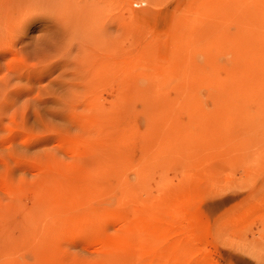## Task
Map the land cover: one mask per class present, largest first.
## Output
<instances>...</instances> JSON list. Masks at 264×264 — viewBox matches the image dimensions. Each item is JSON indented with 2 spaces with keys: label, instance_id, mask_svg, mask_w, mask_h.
I'll return each instance as SVG.
<instances>
[{
  "label": "rangeland",
  "instance_id": "rangeland-1",
  "mask_svg": "<svg viewBox=\"0 0 264 264\" xmlns=\"http://www.w3.org/2000/svg\"><path fill=\"white\" fill-rule=\"evenodd\" d=\"M202 1L0 0V264H264V0Z\"/></svg>",
  "mask_w": 264,
  "mask_h": 264
},
{
  "label": "bare ground",
  "instance_id": "bare-ground-1",
  "mask_svg": "<svg viewBox=\"0 0 264 264\" xmlns=\"http://www.w3.org/2000/svg\"><path fill=\"white\" fill-rule=\"evenodd\" d=\"M199 1V0H198ZM207 1V0H206ZM231 1V0H230ZM247 1H249V0H247ZM208 2V1H207ZM232 2H236L235 0L234 1H232ZM237 2H238V0H237ZM240 2H241V0H240ZM201 3H203V1L201 0ZM212 3V2H211ZM222 3V2H221ZM233 3V4H234ZM245 4H246V2H244ZM243 3V4H244ZM261 4V3H260ZM219 5V4H218ZM223 5V4H222ZM236 5V4H235ZM239 5H240V3H239ZM221 6V5H220ZM241 6V5H240ZM245 6V5H244ZM244 6H243V8H244ZM247 6V5H246ZM245 6V7H246ZM214 8V7H213ZM218 8H219V6H218ZM256 8H257V6H256ZM260 8V7H259ZM210 9V8H209ZM241 8H239V10H240ZM248 10V9H247ZM258 10V9H257ZM241 11H243V10H241ZM261 11V10H260ZM262 12H264V11H262ZM223 15V14H222ZM225 15V17L227 16L226 14H224ZM229 15V14H228ZM230 15H231V13H230ZM247 15V14H246ZM240 17V16H239ZM258 17V16H257ZM256 17V18H257ZM228 18H230L231 19V16H229ZM236 19V18H235ZM255 19V18H254ZM249 20V19H248ZM229 21V20H228ZM250 22V21H249ZM253 24V23H252ZM245 25V24H244ZM249 25H251V24H249ZM248 26V25H247ZM253 26V25H252ZM221 28V27H220ZM252 29V28H251ZM219 30H221V29H219ZM242 30V29H241ZM241 30H239L240 32L239 33H241ZM244 30V29H243ZM242 30V31H243ZM212 31V30H211ZM223 31V35H222V37H221V39H220V41H219V43H221V45H220V47H223L224 48V50H226L227 52H228V54H229V52L230 53H232V55H233V57H232V59L233 60H236L237 62H244L245 61V56H244V54H245V47H246V40H245V36H246V34H243V35H240V34H237V35H235L234 34V32L236 33V31H238V30H235V31H233V34H228V31L227 30H222ZM207 32V31H206ZM213 33H214V31H212ZM211 32V33H212ZM210 32H209V34H211ZM212 33V34H213ZM218 33H219V31H218ZM238 33V32H237ZM243 33H245V32H243ZM205 34V33H204ZM195 36V35H194ZM218 36H219V34H218ZM256 36V35H255ZM198 37V36H197ZM209 37H211V35L209 36ZM251 38V37H250ZM257 38V37H256ZM193 39V38H192ZM213 39H215V38H213ZM252 39V38H251ZM191 40V39H190ZM205 41H207L208 42V40L207 39H204ZM211 40V39H210ZM222 40V41H221ZM247 40H249V39H247ZM199 43V42H198ZM202 43V42H201ZM219 43H216V44H214V45H219ZM249 44V42L247 43V45ZM213 44H211V47L212 46H214ZM250 45V44H249ZM254 45H255V43H254ZM195 46H197V45H195ZM256 47V46H255ZM250 48H252V46L250 47ZM258 48V47H257ZM254 49V48H253ZM252 51V50H251ZM259 51H260V48H259ZM256 52H258V51H256ZM248 53V52H247ZM253 53V52H252ZM252 53H251V55H252ZM227 54V53H226ZM249 54V53H248ZM250 55V56H251ZM256 54H254V56H255ZM262 55V54H261ZM188 56V55H187ZM225 57H228V56H226L225 55ZM253 57V56H252ZM257 57V56H256ZM255 57V58H256ZM259 57V56H258ZM200 58V57H199ZM223 58V57H222ZM229 58V57H228ZM252 59V58H251ZM257 59V58H256ZM255 59V60H256ZM198 60V59H197ZM212 60V59H211ZM215 60V59H214ZM224 60V59H223ZM213 61V60H212ZM225 61V60H224ZM231 61V60H230ZM198 62V61H197ZM223 62V61H222ZM236 62V63H237ZM154 63V62H153ZM211 63V62H210ZM217 63V62H216ZM227 63V62H226ZM230 63V62H229ZM256 63V62H255ZM257 63H259L258 61H257ZM253 64V63H252ZM207 65V64H206ZM232 65V64H231ZM177 66V65H176ZM136 67V66H135ZM233 68V67H232ZM208 69V68H207ZM235 69V68H234ZM250 69V68H249ZM231 70V69H230ZM237 71V70H236ZM245 71V70H244ZM250 71V70H249ZM251 73V72H250ZM258 73V72H257ZM209 75V74H208ZM210 76V75H209ZM211 76H212V74H211ZM218 76V75H217ZM232 76V75H231ZM213 78L212 79H214V77L215 76H212ZM105 79V78H104ZM211 79V78H210ZM211 79V80H212ZM103 80V79H102ZM230 82V81H229ZM251 86V85H250ZM100 87V86H99ZM251 90V89H250ZM91 92V91H90ZM101 94V93H100ZM199 95V94H198ZM99 96H102V95H99ZM156 96H158V95H156ZM152 98V97H151ZM123 99V98H122ZM152 100V99H151ZM102 101V100H101ZM114 101V100H113ZM109 102V101H108ZM111 103V102H110ZM101 105V104H100ZM113 106V105H112ZM119 106V105H118ZM101 107V106H100ZM114 109H115V104H114V107H113ZM103 109H104V106H103ZM113 109V110H114ZM100 111H101V109H100ZM109 111V110H108ZM111 111V110H110ZM115 111V110H114ZM113 111V112H114ZM117 111V110H116ZM105 112V111H104ZM103 113V112H102ZM111 113V112H110ZM115 113V112H114ZM95 114V113H94ZM104 114V113H103ZM106 114V113H105ZM113 115V114H112ZM102 116H104V115H102ZM94 118H95V116H94ZM105 119H106V117H105ZM104 119V120H105ZM111 120H112V118H111ZM107 121H108V119H107ZM106 121V122H107ZM113 121V120H112ZM105 122V121H104ZM109 122V121H108ZM101 123V122H100ZM103 124V123H102ZM105 124V123H104ZM107 124V123H106ZM69 143V142H68ZM114 173V172H113ZM69 187V186H68ZM100 193V192H99ZM177 201V200H176ZM8 209V208H7ZM8 211V210H7ZM172 217H173V215H172ZM122 220V219H121ZM123 220H125V219H123ZM81 221V220H80ZM87 221H89V219L87 220ZM94 221V220H93ZM98 227V226H97ZM23 229V228H22ZM90 229V228H89ZM99 229V228H98ZM95 230V229H94ZM97 231V233H98V230H96ZM27 232V231H26ZM101 234V233H100ZM28 235V234H27ZM97 235V234H96ZM161 237V236H160ZM104 238V236H102L101 237V235L99 236V234L97 235V238H95V240H96V242H98V245H99V243L101 244V245H104V243L106 244V241L103 239ZM106 247H111V244H109V243H107L106 244Z\"/></svg>",
  "mask_w": 264,
  "mask_h": 264
}]
</instances>
